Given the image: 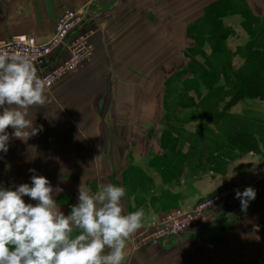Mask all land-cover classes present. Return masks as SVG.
<instances>
[{
    "label": "crops",
    "instance_id": "1",
    "mask_svg": "<svg viewBox=\"0 0 264 264\" xmlns=\"http://www.w3.org/2000/svg\"><path fill=\"white\" fill-rule=\"evenodd\" d=\"M252 3L0 0V40L20 34L47 37L63 11L83 8L92 16L95 49L90 62L47 89L45 104L30 106L29 118L41 130L26 142L13 138L8 152L0 153V182L7 187L44 175L64 189L56 200L65 214L77 203L81 184L93 192L108 183L124 186L125 214L143 208L145 216L129 238L123 264H264V122L242 105L264 102V95H257L250 79L237 102L218 106L215 114L221 119L210 120L202 106L210 123L190 127L183 125L187 120L180 110L196 107L189 102L176 108V84L170 82L191 62L194 36H206L208 27L212 40L201 38L199 49L214 50L220 23L224 29L232 23L230 37L239 38L241 27L248 40L225 47L232 52L236 82V71L264 51V21ZM201 52L196 57L203 61ZM210 83L204 81L201 90ZM232 185L256 190L246 211L222 205L205 225L159 245H137L146 228L169 210L192 206Z\"/></svg>",
    "mask_w": 264,
    "mask_h": 264
},
{
    "label": "clouds",
    "instance_id": "2",
    "mask_svg": "<svg viewBox=\"0 0 264 264\" xmlns=\"http://www.w3.org/2000/svg\"><path fill=\"white\" fill-rule=\"evenodd\" d=\"M46 101L47 81L32 57L0 50V153L8 152L13 138L26 142L41 130L29 108ZM63 191L44 175L7 187L0 182V264H123L144 209L125 214L122 185L108 183L93 192L81 184L77 203L65 214L56 200ZM235 195L246 211L256 190L248 186Z\"/></svg>",
    "mask_w": 264,
    "mask_h": 264
},
{
    "label": "built area",
    "instance_id": "3",
    "mask_svg": "<svg viewBox=\"0 0 264 264\" xmlns=\"http://www.w3.org/2000/svg\"><path fill=\"white\" fill-rule=\"evenodd\" d=\"M91 20L92 16L86 9L69 8L59 15L53 32L47 37L15 35L0 40V50H20L29 54L38 74L46 79L47 89H52L93 58L95 49L90 40ZM243 188L239 185L227 186L192 206L180 205L169 210L146 228L137 245H159L167 239L205 225L211 221L212 212L222 205H231L239 210L241 201L235 193Z\"/></svg>",
    "mask_w": 264,
    "mask_h": 264
},
{
    "label": "trees",
    "instance_id": "4",
    "mask_svg": "<svg viewBox=\"0 0 264 264\" xmlns=\"http://www.w3.org/2000/svg\"><path fill=\"white\" fill-rule=\"evenodd\" d=\"M222 43L223 37L218 35L214 37V48L218 45L222 46V51L227 55L220 56L216 54V49L207 54L206 52H201L200 48L199 51L204 55V60L200 61L196 57L200 53L199 51L196 52L195 49L201 46L202 41L196 42L197 45L194 47L193 56L191 57L189 65L177 73L175 79L170 80L171 83L176 84L175 90L178 93V99L174 105L176 108L188 106L185 103L186 95L195 93L196 95H190L189 106L196 107L199 104L207 107L209 109L208 114H211V117L208 118L215 122L216 109L222 104V101L229 97L225 108L230 107L247 92L248 81L258 76H260L259 80L254 81L252 79L253 84L256 88L257 95H264V91L261 92V87L264 88V51L254 53L251 64L247 63L249 65L248 67L236 71L235 77L237 81L234 82L233 71L231 72L232 74L228 72V69H232V62L230 58L227 59L228 55H232V52L227 51ZM250 65L254 67H250ZM186 77L188 78L186 80L187 82L182 79ZM206 80L211 83L207 85V90L204 92L203 89L201 90V86Z\"/></svg>",
    "mask_w": 264,
    "mask_h": 264
},
{
    "label": "rangeland",
    "instance_id": "5",
    "mask_svg": "<svg viewBox=\"0 0 264 264\" xmlns=\"http://www.w3.org/2000/svg\"><path fill=\"white\" fill-rule=\"evenodd\" d=\"M231 2V1H230ZM226 3H228V1H225V5H228V4H226ZM251 6H253V10L254 11H256V12H258L259 14H260V20H263L264 21V0H253V3H252V5ZM218 13V12H217ZM219 15V14H218ZM215 21V20H214ZM235 24H236V22H234ZM233 23V24H234ZM232 26V23L230 24H227V27L228 28H226V29H224L223 28V24L222 23H220L219 24V29H218V31H219V34L218 35H221V36H223V38H225V36L226 35H228L230 32H231V30H229L230 29V27ZM198 29H200V27H199V25L198 26H196ZM211 29V27H208V29H206L205 31H206V36H204L203 35V37H204V39H208V40H212V29ZM257 29H258V27H257ZM92 30V29H91ZM201 30V29H200ZM200 30H198V32L200 33ZM237 30H238V32H239V38H237L236 36H229L228 35V37H226L225 38V44H223V46H224V48L225 47H227V44L228 43H230L229 45H232L233 44V42H236L237 41V43L238 44H241V45H243L246 41H248L247 40V38H246V33L244 32V30L241 28V27H239V26H237ZM240 30V31H239ZM201 34V33H200ZM203 37H201V35L200 36H197V35H195L194 36V38H196L197 39V41H200V39L201 38H203ZM230 37V38H229ZM227 39V40H226ZM211 42V41H210ZM199 47L200 46H198V49H199ZM214 49H216V54H219L220 56L221 55H227L226 53H224L223 51H222V46H220V45H218L216 48H214ZM199 55V54H198ZM233 59V56L232 55H228V57H227V59ZM184 63V62H183ZM228 72L230 73V74H232L231 72H232V69H228ZM259 77L260 76H258V77H255V78H252L254 81H256V80H259ZM257 78V79H256ZM252 79H251V82H249L250 84H252ZM261 89H262V91H264V88L263 87H261ZM50 90V89H49ZM261 91V92H262ZM249 93V92H248ZM186 98L187 99H185V103H189L190 102V96L187 94L186 95ZM228 100H229V97H227L225 100H223L222 101V105L220 106V107H224V105L225 104H227L228 103ZM197 101V100H196ZM186 105H188V104H186ZM242 105L243 106H245V107H248V108H252V109H254L252 112H254L255 114H257V115H259V117H261L260 118V121L259 122H264V114L262 113V112H259L260 110H262V109H264V102L263 101H260V100H247V101H244V102H242ZM203 108H202V106L201 105H197L196 106V108H191V109H183V110H180V115H181V117L182 118H186V120L187 121H185L184 122V126H195V124H196V122H201V123H210V120H208L206 117H207V114L205 113L206 112V110H204L203 109V111H205L204 112V114H202L201 113V110H202ZM224 111V110H223ZM248 111V110H247ZM249 112V111H248ZM224 114V113H223ZM208 117H211V114H208ZM226 116H224L223 118H225ZM228 118V117H227ZM210 119V118H209ZM219 119H221V117H217V116H215V120L217 121V120H219ZM222 121H224V120H222ZM258 122V123H259ZM180 125H182V124H180ZM179 126V125H178ZM180 127V126H179Z\"/></svg>",
    "mask_w": 264,
    "mask_h": 264
}]
</instances>
